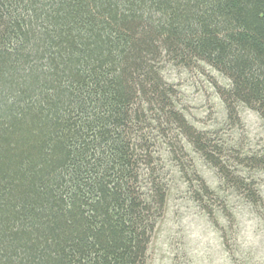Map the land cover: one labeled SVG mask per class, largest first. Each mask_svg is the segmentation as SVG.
Here are the masks:
<instances>
[{"label": "trees", "instance_id": "trees-1", "mask_svg": "<svg viewBox=\"0 0 264 264\" xmlns=\"http://www.w3.org/2000/svg\"><path fill=\"white\" fill-rule=\"evenodd\" d=\"M200 63L264 127V0H0V264H145L176 182L220 231L230 195L264 222V140L196 127L166 77Z\"/></svg>", "mask_w": 264, "mask_h": 264}, {"label": "rangeland", "instance_id": "rangeland-1", "mask_svg": "<svg viewBox=\"0 0 264 264\" xmlns=\"http://www.w3.org/2000/svg\"><path fill=\"white\" fill-rule=\"evenodd\" d=\"M165 73L175 84L178 103L193 125L204 129L220 127L224 139L234 146L264 140V127L256 111L239 106L238 118L231 121L224 115L217 91L228 81L221 74L203 63L189 69L167 65ZM196 161L210 186L222 182L213 168ZM251 176L257 179L264 202V172ZM230 199L234 216L231 220L220 218V231L186 194L183 185L174 183L164 214L151 236L145 264H264V222L251 204L235 195Z\"/></svg>", "mask_w": 264, "mask_h": 264}]
</instances>
